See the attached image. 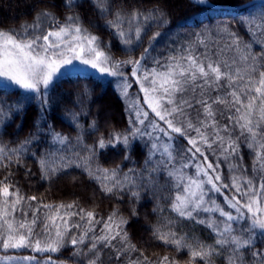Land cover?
<instances>
[{"label":"snow or ice","instance_id":"6c2138e0","mask_svg":"<svg viewBox=\"0 0 264 264\" xmlns=\"http://www.w3.org/2000/svg\"><path fill=\"white\" fill-rule=\"evenodd\" d=\"M88 2L112 39L85 26L75 11L82 0H63L62 20L36 0L31 23L0 27V92H20L12 103L0 97V130L7 134L26 103L37 109L24 139L9 144L0 137V252L11 253L2 259L58 264L52 254L70 249L76 264H179L175 256L150 255L134 243L119 208L105 218L77 201L45 204L27 195L14 177L20 170L35 175L26 164L31 158L41 180L67 177L76 184L86 177L110 200L138 203L142 192L158 193L166 207L153 210L158 219L149 240L186 252L185 264H264V12L233 16L183 43L173 41L178 47L163 55L157 44L170 21L159 0L151 6L144 0ZM112 40L126 58L112 54ZM72 73L113 84L125 101L126 127L88 143L99 131L96 120L85 129L81 113H71L75 137L48 124L52 92ZM138 144L146 150L141 168L122 172L120 165L100 164L109 149H123L131 160ZM131 214L137 215L135 208Z\"/></svg>","mask_w":264,"mask_h":264},{"label":"trees","instance_id":"16d2710c","mask_svg":"<svg viewBox=\"0 0 264 264\" xmlns=\"http://www.w3.org/2000/svg\"><path fill=\"white\" fill-rule=\"evenodd\" d=\"M213 4L220 5H238L249 0H208ZM36 0H0V27H11L19 29L24 23H31L38 8H47L63 19L67 14L63 7V0H44V3L34 8ZM155 0H144V3L151 6ZM160 6L167 12L170 23L162 30L165 35L160 37L157 44V53L168 54V49L178 47L173 41L183 43L185 39L190 38V34L200 32L202 29L213 27L217 24L228 22L233 16H258L264 12V1L256 2L241 9H216L203 4L194 5L192 0H159ZM82 7L77 8L86 27L90 28L95 34L100 35L104 40L112 39L106 29L103 28L104 20L95 14L88 0H82ZM89 21L96 27H91ZM235 27V25H234ZM155 30V29H154ZM151 35V33L149 34ZM112 54L118 59L126 58V53L118 41L112 40ZM142 50V49H141ZM138 54V53H134ZM87 90V91H85ZM20 95L19 91H10L7 94L0 92V97L6 98L10 103L15 102ZM52 95L55 98L53 108L46 114L47 122L57 131H62L72 137L77 135V129L71 119V113H81L79 123L85 128L96 120L99 131L86 137L88 143L100 136H107L111 128L123 129L127 125V114L125 112V102L119 96L113 84L108 80H101L95 76L77 75L75 73L63 77L55 86ZM37 118V109L35 103L25 104V110L20 115H15L7 124V134L0 130V137L5 142L11 144L13 140H22L33 130L34 121ZM20 126L17 128V126ZM14 146V145H11ZM45 144L43 147H47ZM35 150V149H34ZM43 150V149H41ZM145 149L141 145H136L132 152V159H124V151L120 149L115 151L109 149L100 156V164L106 168H114L120 165L122 172H128L130 168H141L145 158ZM39 154V153H38ZM210 159H212L210 157ZM245 162L251 164V157H245ZM26 164L32 169L34 176H25L24 171L15 173L14 179L19 182L22 190L27 195H36L42 198L45 204H67L77 201L80 206L87 210L95 209L101 216L107 217V214L113 208H119L120 214L128 219L127 231L137 243L145 249L147 254L175 256L179 264H185L188 260L187 253H176L170 248L158 245L149 240L151 235L150 225L157 222V214L153 212L159 207H166L163 200L158 198L159 194L153 195L152 192H142L138 203H133L124 198L123 202L116 199H108L99 189V185L90 183L86 177H80L81 182L72 184L70 178H54L51 182L39 178V169L35 161L31 158L26 160ZM225 174L227 171L225 169ZM73 175H79L73 172ZM3 173H0V178ZM135 208L137 215L131 214ZM164 215H169L165 212ZM187 230V228L185 229ZM201 238L206 239L207 232L197 230L195 233ZM211 243V241H208ZM21 254V253H19ZM53 257L63 260L64 263L76 264L75 258H71V250L63 251L62 255ZM216 264H220L219 261Z\"/></svg>","mask_w":264,"mask_h":264},{"label":"water","instance_id":"95a60500","mask_svg":"<svg viewBox=\"0 0 264 264\" xmlns=\"http://www.w3.org/2000/svg\"><path fill=\"white\" fill-rule=\"evenodd\" d=\"M264 0H249L245 3L238 4V5H220V4H213L207 0L203 3V5L211 7V8H216V9H241L243 7H246L248 5L254 4L256 2H261Z\"/></svg>","mask_w":264,"mask_h":264},{"label":"rangeland","instance_id":"374dc122","mask_svg":"<svg viewBox=\"0 0 264 264\" xmlns=\"http://www.w3.org/2000/svg\"><path fill=\"white\" fill-rule=\"evenodd\" d=\"M208 1V0H207ZM136 89L134 88L133 91H135ZM125 102V101H124ZM6 254H11V253H4V252H0V264H6V262L2 259V257ZM21 254H26V253H21ZM54 255H57V254H54ZM54 259H56L58 261V264H67V263H64L63 260H59L55 257H53ZM69 264V263H68Z\"/></svg>","mask_w":264,"mask_h":264}]
</instances>
